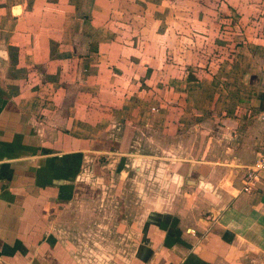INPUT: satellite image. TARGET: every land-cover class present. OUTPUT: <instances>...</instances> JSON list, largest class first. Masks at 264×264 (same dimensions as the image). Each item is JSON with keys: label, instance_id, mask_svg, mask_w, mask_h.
<instances>
[{"label": "crops", "instance_id": "crops-1", "mask_svg": "<svg viewBox=\"0 0 264 264\" xmlns=\"http://www.w3.org/2000/svg\"><path fill=\"white\" fill-rule=\"evenodd\" d=\"M263 6L0 0V264H264Z\"/></svg>", "mask_w": 264, "mask_h": 264}, {"label": "rangeland", "instance_id": "rangeland-1", "mask_svg": "<svg viewBox=\"0 0 264 264\" xmlns=\"http://www.w3.org/2000/svg\"><path fill=\"white\" fill-rule=\"evenodd\" d=\"M261 2L264 3V0H261ZM180 8H184V6H180ZM185 13H189V10L187 9L185 11ZM217 14H219V18L225 17L222 16L219 12H215ZM253 11L252 10H248L246 8L245 12L241 13V16L244 17V24L245 26L240 27L241 30V34L242 35H246L249 36L250 38L248 39L250 41V43H248V45H253L256 49H262L264 50V6L262 7V9H260L259 13L256 12V16L258 18H254L253 17ZM238 14L233 11V12H228V15H226L227 18H231L232 20L237 19ZM233 22H229L227 25H223V27H226L224 30L221 29L222 32H226L227 36L224 38V41H222L223 43H220L218 45V43H214L213 45L211 43L205 44L203 43L202 45L200 44H195L193 42V44L188 43V45H190L189 50L192 49H200L203 50L204 52H200L197 54H192L189 55L188 53H186L187 57H183L182 58V62L181 65H189V66H194L198 65L199 68H202L205 65V62L208 61L210 59V57H213V60H210L213 65L219 64L220 62H227L230 58V56L233 54V51L235 50V43L236 42H241L240 40H242L241 45L244 47H247L246 45V39H242V35H241V39H240V35L237 34L238 32V24ZM254 23V24H253ZM186 29V28H184ZM198 28H195V31L197 32ZM239 35V37H237ZM232 36H235L234 40L232 38ZM239 38V39H238ZM248 38V37H247ZM201 39V38H199ZM258 39V40H256ZM203 40V39H202ZM248 41V42H249ZM225 42V43H224ZM244 42V43H243ZM243 43V44H242ZM220 46L219 48H214L213 46L216 45ZM204 46L206 48H204ZM216 49L218 52H215V56L212 55L211 53H209L211 50L209 48ZM183 48H186V44H183ZM223 48V49H222ZM187 50V49H186ZM208 52V53H207ZM203 53V54H201ZM169 60V59H167ZM170 63L173 62V59L171 58ZM192 63V64H191Z\"/></svg>", "mask_w": 264, "mask_h": 264}, {"label": "built area", "instance_id": "built-area-1", "mask_svg": "<svg viewBox=\"0 0 264 264\" xmlns=\"http://www.w3.org/2000/svg\"><path fill=\"white\" fill-rule=\"evenodd\" d=\"M263 152L250 165L244 168L241 179L240 193L249 194L255 192L256 184L264 180V141Z\"/></svg>", "mask_w": 264, "mask_h": 264}]
</instances>
